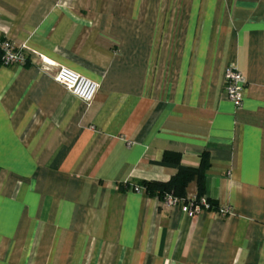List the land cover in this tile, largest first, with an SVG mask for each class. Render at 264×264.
Segmentation results:
<instances>
[{
    "label": "crops",
    "instance_id": "obj_1",
    "mask_svg": "<svg viewBox=\"0 0 264 264\" xmlns=\"http://www.w3.org/2000/svg\"><path fill=\"white\" fill-rule=\"evenodd\" d=\"M3 40L27 63L0 49V264H264V0H0ZM165 151H208L212 207L132 188L177 173Z\"/></svg>",
    "mask_w": 264,
    "mask_h": 264
},
{
    "label": "built area",
    "instance_id": "obj_2",
    "mask_svg": "<svg viewBox=\"0 0 264 264\" xmlns=\"http://www.w3.org/2000/svg\"><path fill=\"white\" fill-rule=\"evenodd\" d=\"M2 50V64L5 66L25 65L27 56L24 53L25 46L18 47L11 40L0 41ZM55 80L69 89L74 95L90 104L98 93L100 83L80 72L66 66L60 65L55 74ZM225 90L229 100L236 109L243 105L247 81L243 72L234 64H229L224 76ZM132 188L138 192H146L145 186L133 185ZM169 205L181 203L184 207L194 213L203 208H210L212 204L205 196L179 198L172 193H166L163 198ZM229 208L223 207L220 214L229 212Z\"/></svg>",
    "mask_w": 264,
    "mask_h": 264
},
{
    "label": "trees",
    "instance_id": "obj_3",
    "mask_svg": "<svg viewBox=\"0 0 264 264\" xmlns=\"http://www.w3.org/2000/svg\"><path fill=\"white\" fill-rule=\"evenodd\" d=\"M160 164L177 168V173L167 181L151 180L144 181L147 193L152 196L164 198L166 193H172L179 198H187V187L193 180L198 181V197L206 193V171L210 167V158L208 151L203 153L200 166L189 167L181 163V154L176 151H165ZM209 202L214 203L209 199Z\"/></svg>",
    "mask_w": 264,
    "mask_h": 264
}]
</instances>
